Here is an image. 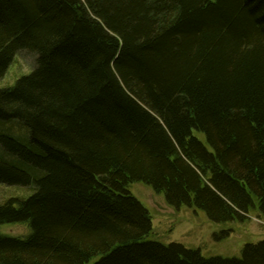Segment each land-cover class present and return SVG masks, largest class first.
I'll list each match as a JSON object with an SVG mask.
<instances>
[{
  "label": "trees",
  "instance_id": "1",
  "mask_svg": "<svg viewBox=\"0 0 264 264\" xmlns=\"http://www.w3.org/2000/svg\"><path fill=\"white\" fill-rule=\"evenodd\" d=\"M22 51L0 184L31 193L0 225L30 232L0 233V264H264V240L231 257L164 243L130 190L264 220V0H0V79Z\"/></svg>",
  "mask_w": 264,
  "mask_h": 264
},
{
  "label": "rangeland",
  "instance_id": "2",
  "mask_svg": "<svg viewBox=\"0 0 264 264\" xmlns=\"http://www.w3.org/2000/svg\"><path fill=\"white\" fill-rule=\"evenodd\" d=\"M34 54L18 53L8 73L0 79V88L13 86L18 77L30 73L35 66ZM131 192L149 209L152 216L153 235L164 243L179 242L188 247L198 248L206 256H240L247 243L264 240V220L252 214L245 222L218 224L196 208L182 206L175 208L168 204L163 194L141 182L130 186ZM30 191L0 184V203L13 196H29ZM28 193V194H27ZM226 231V236L222 234ZM27 223L0 225V233L12 236L27 235ZM224 236V237H223Z\"/></svg>",
  "mask_w": 264,
  "mask_h": 264
}]
</instances>
